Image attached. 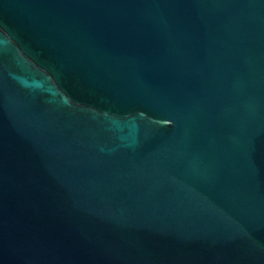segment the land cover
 <instances>
[{"label":"water","instance_id":"95a60500","mask_svg":"<svg viewBox=\"0 0 264 264\" xmlns=\"http://www.w3.org/2000/svg\"><path fill=\"white\" fill-rule=\"evenodd\" d=\"M0 264H264V0H0Z\"/></svg>","mask_w":264,"mask_h":264}]
</instances>
